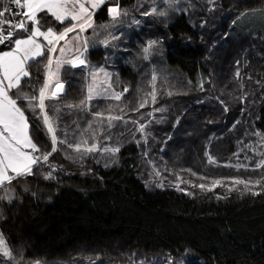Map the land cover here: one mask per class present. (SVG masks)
I'll list each match as a JSON object with an SVG mask.
<instances>
[{
	"label": "trees",
	"instance_id": "16d2710c",
	"mask_svg": "<svg viewBox=\"0 0 264 264\" xmlns=\"http://www.w3.org/2000/svg\"><path fill=\"white\" fill-rule=\"evenodd\" d=\"M7 2L0 0V10ZM114 2L107 0L97 11V25L109 22L107 4ZM119 3L129 10L125 22L117 25L124 35L113 42L121 47H96L89 58L92 64L105 65L114 79L118 74L123 83L130 82L124 103L136 107L142 95L136 91L141 74L148 73L149 90L151 78V68L144 67L147 62L137 53L147 39L162 38L152 59L158 66V83L167 76L173 94L167 95L165 85L157 104L139 112L126 107L123 113L132 131L136 127L132 120L150 123L147 144L143 140L137 144L117 122L121 126L113 129L117 135L111 142L121 132L126 142L108 167L103 159L73 163L62 152L54 153L50 159L64 170L57 169L54 180L37 174L13 181L17 189L13 202L0 201V231L17 255L23 249L20 264L36 260L41 264H264V181L249 185L256 195L242 184L231 191L225 186L208 191L177 181V174L181 181L194 184L211 183L199 176L255 181L264 175V170L255 168L264 159V142L253 134L264 132V0H214L215 8L208 0H180L184 11L171 13L167 22L141 15L150 6L148 0ZM12 8L20 11L16 5ZM5 15L19 19L10 12ZM133 17L143 23H132ZM37 60L41 63L31 69V79L42 83L46 58ZM67 67L63 77L72 81L65 85L67 99L79 101L86 94L85 82L79 69ZM241 96L243 100L238 99ZM154 107L167 110L147 116ZM26 115L32 125L41 124L31 111ZM84 115L65 114L63 120L71 125ZM160 117L164 119L157 123ZM40 135L50 145L43 131ZM140 135L136 133L137 139ZM205 153L214 157L212 163ZM150 161L160 177L149 175ZM237 164L248 167L237 169ZM161 178L165 187L154 182L145 186L146 180ZM169 181L179 182L180 188L193 194L178 191ZM25 183L30 187L27 193ZM232 183L224 181L228 186Z\"/></svg>",
	"mask_w": 264,
	"mask_h": 264
},
{
	"label": "snow or ice",
	"instance_id": "6c2138e0",
	"mask_svg": "<svg viewBox=\"0 0 264 264\" xmlns=\"http://www.w3.org/2000/svg\"><path fill=\"white\" fill-rule=\"evenodd\" d=\"M208 2L213 8L216 7L214 0ZM148 3L150 6L141 15L162 17L165 22L171 13L184 11L180 7V0H159V3L157 0H148ZM12 5L18 6L20 11L17 12ZM105 5L106 0H8L3 5V10H0V46H3L0 48V190H2L0 201H7L9 204L13 202L17 195L13 181L26 180L27 177L37 174L44 180L57 179L55 175L57 169L63 171L64 166L50 159L54 153L62 152L64 158L73 163L88 159L96 163L103 159L105 167L114 163L126 142L123 139L124 132L118 134L120 138L115 143L111 142L113 135H117L113 129L121 126L117 122H122L125 131L131 132V138L136 140L137 144L140 140L147 144L150 123L132 120L131 123L136 125L135 131H132L127 127L129 121L124 118V110L128 107V104L124 103V98L125 93H129L130 82L123 83L118 74L114 79V73L105 65L92 64L89 58L90 50L99 45L106 48L109 45L114 48L121 47L119 43L113 42L119 41L124 35L117 25L125 22L129 10L121 8L119 0L109 3L107 4L109 22L97 25L94 17ZM9 12L12 17L18 16L19 19L6 17L5 14ZM49 17L58 22V26L52 24ZM132 23L143 22L133 17ZM89 29L90 35L87 34ZM161 42L162 38H149L141 44L137 56H142L147 62L145 68H151V78L147 80L150 90L145 85L148 73L144 72L136 88L137 93L142 95L139 96L136 107H128L129 111L139 112L146 105L157 104L158 97L165 94L163 90L165 85H168L167 95L173 94L167 76L158 83V66L152 59ZM38 57L46 58L44 79L42 83L38 79L33 83L31 69L41 63L37 60ZM236 63L240 64V61L237 60ZM67 66L79 69L85 82L86 94H82L79 101L67 99L65 85L72 83L63 77V73L69 71ZM240 75V69L237 68L236 77L239 78ZM188 83L191 84L192 81ZM199 87L203 90L202 80ZM243 98L241 96L238 99ZM49 100H54L55 103H46ZM93 101H96L95 105ZM100 101L105 102L104 107H100ZM197 102L203 103L200 100ZM220 102L224 103L222 100ZM65 109L68 110L67 113ZM166 110L165 107H154L146 115L152 116L154 112ZM225 110L227 111V106ZM28 111L41 120L40 125L31 124L29 116L26 115ZM78 112H84L85 115L71 121L74 127L63 120L65 114L72 116ZM163 119L164 117H160L156 122L159 123ZM179 119L177 117V123ZM42 131L50 140V145L41 138ZM137 132L141 134L139 139L136 137ZM253 134L259 137L260 142H264V132L257 131ZM253 151L256 149L253 148ZM144 155L147 156L148 152L145 151ZM205 155L208 156L210 163L214 161V157L208 153ZM150 163L153 164V171L149 175L160 177L155 162ZM234 167L239 169L248 166L237 164ZM255 168L264 170V159H260ZM186 170L193 176L198 175L191 169ZM199 179H210L211 183L194 184L191 180L181 181L177 174V181L208 191L217 186L229 187L231 191L238 184L244 185L245 191H253L249 185H261L264 175L255 181L250 177L246 179L239 176L220 178L199 176ZM225 180L233 181L232 185H225ZM153 182L158 188L165 187L162 178L146 180L145 186L150 187ZM169 184L178 191L187 192V189L180 188L179 182L169 181ZM22 187L24 192L30 191L28 183ZM256 194L258 193L253 191V195ZM32 195L36 196L37 193L32 192ZM0 218H3L2 212ZM23 258V249L17 255L5 234L0 231V264H20ZM34 264H41V261L36 260Z\"/></svg>",
	"mask_w": 264,
	"mask_h": 264
},
{
	"label": "rangeland",
	"instance_id": "374dc122",
	"mask_svg": "<svg viewBox=\"0 0 264 264\" xmlns=\"http://www.w3.org/2000/svg\"><path fill=\"white\" fill-rule=\"evenodd\" d=\"M17 7H18V6H17ZM129 21L131 22V20H129ZM87 34H88V35L91 34V29L88 30ZM70 35H72V34H70ZM101 46H102V45H99V46H97V47H101Z\"/></svg>",
	"mask_w": 264,
	"mask_h": 264
},
{
	"label": "crops",
	"instance_id": "0c3cea01",
	"mask_svg": "<svg viewBox=\"0 0 264 264\" xmlns=\"http://www.w3.org/2000/svg\"><path fill=\"white\" fill-rule=\"evenodd\" d=\"M107 1V0H106Z\"/></svg>",
	"mask_w": 264,
	"mask_h": 264
},
{
	"label": "water",
	"instance_id": "95a60500",
	"mask_svg": "<svg viewBox=\"0 0 264 264\" xmlns=\"http://www.w3.org/2000/svg\"><path fill=\"white\" fill-rule=\"evenodd\" d=\"M63 95V94H62Z\"/></svg>",
	"mask_w": 264,
	"mask_h": 264
}]
</instances>
